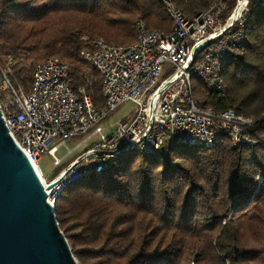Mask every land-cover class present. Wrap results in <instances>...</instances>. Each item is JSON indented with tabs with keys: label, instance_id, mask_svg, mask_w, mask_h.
I'll return each mask as SVG.
<instances>
[{
	"label": "trees",
	"instance_id": "obj_1",
	"mask_svg": "<svg viewBox=\"0 0 264 264\" xmlns=\"http://www.w3.org/2000/svg\"><path fill=\"white\" fill-rule=\"evenodd\" d=\"M187 17L216 0H171ZM224 21L236 4L225 0ZM240 58L223 72L225 96L193 94L215 112L232 109L250 124L253 143L226 138L210 148L169 145L133 151L108 170L68 186L55 218L79 264H264V7L248 0ZM170 32L157 0H0V68L27 92L35 65L58 57L68 84L103 106L97 69L81 56L86 35L107 43L136 40V21ZM0 91V103H8Z\"/></svg>",
	"mask_w": 264,
	"mask_h": 264
},
{
	"label": "built area",
	"instance_id": "obj_2",
	"mask_svg": "<svg viewBox=\"0 0 264 264\" xmlns=\"http://www.w3.org/2000/svg\"><path fill=\"white\" fill-rule=\"evenodd\" d=\"M157 1L171 20L168 33L148 29L138 19L136 40L129 45L81 37L88 44L81 56L101 80L104 104L98 109L84 88L77 92L70 88L67 64L58 57L35 65L27 92L10 82V58L0 68V91L8 97V103H0L3 121L37 174L38 169L46 201L53 208L68 186L108 170L115 159L133 151L154 155L169 145L210 148L221 138L237 146L253 143L246 131L249 119L232 109L215 112L193 94V80H198L201 90L225 96L223 72L248 43L243 29L247 5L232 18L236 0L223 21L225 0L214 1L193 17L171 0ZM259 5L264 7V0ZM128 101L136 106L132 117L107 129L104 120ZM79 136L67 148V141ZM89 142L91 146L56 175L44 177L38 165L44 152L58 166ZM60 148L67 149L63 157L57 156Z\"/></svg>",
	"mask_w": 264,
	"mask_h": 264
},
{
	"label": "water",
	"instance_id": "obj_3",
	"mask_svg": "<svg viewBox=\"0 0 264 264\" xmlns=\"http://www.w3.org/2000/svg\"><path fill=\"white\" fill-rule=\"evenodd\" d=\"M0 264H79L38 174L13 140L1 110Z\"/></svg>",
	"mask_w": 264,
	"mask_h": 264
},
{
	"label": "rangeland",
	"instance_id": "obj_4",
	"mask_svg": "<svg viewBox=\"0 0 264 264\" xmlns=\"http://www.w3.org/2000/svg\"><path fill=\"white\" fill-rule=\"evenodd\" d=\"M234 9V8H233ZM231 13V12H230ZM223 14V13H222ZM8 99V97L6 98ZM5 102V101H4ZM2 102V103H4ZM136 106L132 102L121 103L114 111H112L109 116L104 120L103 125L108 129L110 126L115 125L121 121L129 119L134 114ZM80 139L79 137L71 138L67 141V148H72L75 143ZM91 146V142L85 144L83 147L74 151L70 156L63 159L62 164L58 166H53L52 159L45 152L42 154L38 165L42 171L45 178H51L56 175L63 167L67 166L68 163L77 155L82 153L86 148ZM66 148H60L57 152V156L63 157L66 154Z\"/></svg>",
	"mask_w": 264,
	"mask_h": 264
},
{
	"label": "bare ground",
	"instance_id": "obj_5",
	"mask_svg": "<svg viewBox=\"0 0 264 264\" xmlns=\"http://www.w3.org/2000/svg\"><path fill=\"white\" fill-rule=\"evenodd\" d=\"M245 5H247V0H239L237 6L235 7L234 11H233V15H232V18H235L237 16L240 15L241 11L244 9ZM38 174H39V171L38 169L36 168Z\"/></svg>",
	"mask_w": 264,
	"mask_h": 264
}]
</instances>
